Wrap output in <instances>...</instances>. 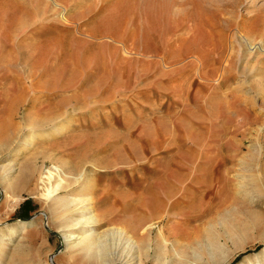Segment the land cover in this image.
<instances>
[{
  "label": "rangeland",
  "instance_id": "rangeland-1",
  "mask_svg": "<svg viewBox=\"0 0 264 264\" xmlns=\"http://www.w3.org/2000/svg\"><path fill=\"white\" fill-rule=\"evenodd\" d=\"M162 2L0 0V144L25 134L24 116L46 121L81 109L64 132L38 141L18 160L12 143L0 160L22 166L9 191L22 197L19 203L5 201L0 186V228L23 221L37 227L22 240L15 237L0 264H18L10 259L18 246L13 257L25 256L30 264H86L78 254L68 263L60 232L40 199L41 174L58 165L66 173L92 176L89 197L98 234L121 228L145 246L146 226L154 223L151 245L159 229L177 241L178 256L162 247L163 264H206L194 258L195 243L211 236L209 227L221 232L226 212L241 225L257 217V225L224 264L264 255V197L237 193L242 177L253 189L250 176L264 160V128L257 134L264 119V53L247 54L230 37L240 19L243 35L264 41V0H217L212 7L190 1L178 14L156 10ZM84 29L93 32L88 36ZM228 43L231 72L225 70L219 84L212 66L223 60ZM189 49L215 52V64L201 70L202 78ZM161 213L162 222L154 221ZM214 241L221 250L232 246L221 237ZM110 251L114 259L138 257L124 243Z\"/></svg>",
  "mask_w": 264,
  "mask_h": 264
},
{
  "label": "bare ground",
  "instance_id": "bare-ground-1",
  "mask_svg": "<svg viewBox=\"0 0 264 264\" xmlns=\"http://www.w3.org/2000/svg\"><path fill=\"white\" fill-rule=\"evenodd\" d=\"M49 1H51V0H49ZM104 1H105V5H107L110 3L111 0H104ZM159 1H160V3H161V1H163V2H162V4L157 5L158 7L155 8L156 10H160V9L163 10L164 8H167V10L169 9V11H171L175 14H178L183 9V7H185L183 5L188 4L190 1H191V3H192V1H196V2H199L202 4H208V5H211V7L213 4L217 3V0H159ZM53 5H55L54 7H60L56 4H53ZM181 6H183V7L180 8ZM215 8H217V7H215ZM98 9L100 11H102V9H105V7L103 6V7H100ZM96 17H98V16H96ZM207 18L210 19L209 17H207ZM187 24H189V23H187ZM234 24H235V26L232 29V35H230V37L232 36V37L236 38V40H238V43H237V41H236V43L240 46L239 48L241 49V51L244 49V51L247 54L257 55V57L261 56L262 53H264V45H263L264 41L259 40L257 42L255 40L254 36H249V34L243 35L242 31L240 29V26H241L240 24H242V23H240V19L238 22H235ZM202 25L204 26V24H202ZM213 26H215V25H213ZM80 29H81V26L78 25L76 27V30H78V33H80V31H79ZM187 30H189V29H187ZM189 31H191V30H189ZM218 31H220V30H218ZM85 32H86V35L90 36V34H92L93 30L84 29L83 33H85ZM131 34H132V36L134 35V37L136 36L135 31H131ZM215 34H217V33H215ZM210 35H212V33ZM195 41L196 40H194V43H196L198 41V38H197V41L196 42ZM227 42L224 43L225 46H226ZM178 43H181V42L178 41ZM228 44H229V47H228L229 50L227 48L228 52L226 53L224 58L222 57L223 60L216 67L212 66L215 64V59H214L215 52L213 50H209V51H206L204 53H202V51H200V49H194L195 51H193V53H192L191 49L186 51L187 55H189L188 58H190L191 61L194 62V65H195L194 69L196 72L195 74H197L198 77L202 78L201 70L205 69L206 67H209V65H210V66H212V69L215 70V73H216V75L213 74L214 76H216L215 79L213 78L214 81L218 82L221 79H224L226 77L225 72L228 73V71H225V70H227L229 68L227 65L229 64L230 59L232 58L230 56H231V52L233 51L232 50L233 49L232 44L231 43H228ZM176 45H177V43H176ZM123 47H125V46H123ZM237 52H240V51H237ZM170 53L171 52H169V54ZM171 55H173V54H171ZM165 57H161V59L165 60ZM242 58H244V57H242ZM172 62H174V61H172ZM169 63H171V62H169ZM163 64H164V62H163ZM212 69L210 68L208 70H212ZM228 70H230V69H228ZM246 70H248V67H245V69L243 68V71H246ZM253 70H254V68L251 67L250 71H253ZM170 71H171V69H170ZM173 72H175V71H173ZM229 72H231V70ZM187 80H189V79H187ZM180 83L182 84V82H180ZM222 84H225V82H223ZM172 85H174V84H172ZM174 88H175V86H174ZM260 90H261L260 93L264 94V88L263 89L260 88ZM257 92H259V91H257ZM225 94H226V92H225ZM260 96H262V95H260ZM79 111H81V109L74 107V108L70 109V111H65L63 114H59V116H57V117L56 116L54 118L52 117V119L47 118L46 121H41V120L31 121V119L29 120L28 117L24 116L23 117L24 124H25L24 129L26 130L25 134L20 135V136L18 135L19 137L15 136L18 138L17 139L13 138L12 140H10V142H4V143L0 144V160L4 159V153L6 150L9 149V147L11 146L12 143H16V146H17V149L15 150L16 154L13 157L15 158V160H18L17 159L18 156L22 155L24 150L33 147L34 145H36V143L38 141L48 139V138H50V137H52L58 133L64 132L65 128L70 123L72 116L75 115L76 113H78ZM48 119H50V120H48ZM263 128H264V119L261 122L257 123V134H259L260 131H263ZM261 133H263V132H261ZM5 156H6L5 159H7L8 155L5 154ZM5 162L6 163H4V164L2 163L0 165V186L2 188V192L4 195L5 201H8V199L12 200V202H13L12 205H16L17 203H19L22 200V197L20 195L18 196V194L10 196L9 191L13 190L12 187L15 183L12 179L14 172H16L17 167H18V170L20 169V171H21L22 166L21 165L19 166L18 163L11 161L9 158ZM259 169H260V167H259ZM84 173H82V172L79 174L74 173V172L66 173L62 170V166L58 165V166H54L52 171L48 170L44 174H41L40 179H39V192L41 195L40 199H42V202L46 206L47 212L49 214V215L48 214L47 215H48V218L50 219L51 223H53L55 225L57 231L60 232V235L62 237L63 244H64L63 254L67 258L68 263L73 259V257L75 255L78 254L83 259L82 261H84L86 264H144V262H145L144 259H148V258L151 259L152 264H163L162 260H161V255L164 252V250L162 247L168 248V250L171 251L173 256H178L177 241L172 242V241H170V239L168 240V237H165L164 232L161 231L160 229L156 233L154 245H151V243L149 242V239H150V235H151L152 231H154L153 230L154 225H152L154 223L146 226V234H144V236L147 238V239L145 238L147 241H146L145 246H142L141 244L137 243V241L132 239V237L130 235H128L126 233V231H124L121 228L113 229V230H111L105 234H102V235L98 234L95 230L97 218L95 217V215H92L93 210H94V202L89 197V191L92 189V186H93L92 185L93 184V178H92V176L89 177V175L87 177H85L86 175L84 176ZM256 174H257V176H255ZM256 174L254 176L253 175L250 176V179H249V180L253 181V185H252L253 189H251L253 191H251L250 189H248L246 187V184L243 182L244 177H242V182L239 183V185H238L239 190L237 191V193L241 195L240 197H244V198L245 197H251L252 192L257 194V196L264 197V182L262 181V179H264V160L262 161L261 169L258 170ZM84 181H85V184L81 185ZM61 191L67 192V195L65 194V196L61 197L60 196ZM168 199H170V198H168ZM168 208L169 207H167V209ZM163 211H165V210H163ZM235 211H237V210H235ZM165 213H166V211H165ZM75 215H76V217L74 218ZM163 218L164 217H162V213H161L160 215L155 216L153 219H154V221H158V223H159V222H162ZM220 225H221V232H217L214 228L209 227L208 231L210 232L211 236L206 238L205 240H203L201 242L195 243L194 258L196 260H200V261L202 260V261L206 262V264H224L228 260V257L234 251L232 247H234V248L238 247V245L240 243H244L245 240L247 238H249L250 233L255 229V227L257 225V217L248 216L247 217V223L245 225H241L237 222L236 218H234V215H230L229 212H226L221 216ZM36 228H37L36 223H34V221H23V222H19L18 224H15V225H8L4 231L2 230V228H0V260L2 259L3 256H5L6 251L8 252V246H10V243L12 242V240L15 237L16 238L20 237V240H22L24 238V236L26 234H28L27 233L28 230L36 231L35 230ZM212 235L214 236V238H216V236L223 238L225 244L231 243V245H232L231 248H228L229 250L226 249V251L223 249L221 250L220 247H218L216 245V242L214 241V238ZM259 238H260V240L264 241V229H263V231L260 232ZM145 239H143V240H145ZM115 243H116V245L117 244L119 245L120 243L126 244L128 251H134V252H137V254H138V257H136L137 255L133 256V257L131 256V257L132 258L136 257L138 259L136 260V258H135L136 261L133 259L134 262L131 260H126V258L124 259V256L123 257L119 256L117 259H114L111 256L110 248H112L115 245ZM142 244H143V242H142ZM17 248L19 251L22 249L19 246L16 247V249ZM116 248H117V246H116ZM18 250L16 252H15V250H13L12 252L17 253ZM125 253H128V252L125 251L124 254ZM14 254L13 253L11 254L10 259H12V261H14L18 264H30L31 263V262H29V260H27V258L24 255H22V257L24 256L23 258H20L21 255L18 257H16V256L13 257ZM128 254H130V253H128ZM15 255H17V254H15ZM112 255H113V253H112ZM48 256L54 257V253H49ZM50 260L52 261V258H50ZM240 264H264V255L256 256V257H247Z\"/></svg>",
  "mask_w": 264,
  "mask_h": 264
}]
</instances>
